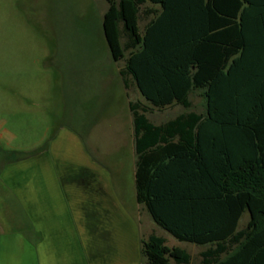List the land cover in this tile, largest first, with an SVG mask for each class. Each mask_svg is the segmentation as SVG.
I'll list each match as a JSON object with an SVG mask.
<instances>
[{
	"label": "rangeland",
	"instance_id": "374dc122",
	"mask_svg": "<svg viewBox=\"0 0 264 264\" xmlns=\"http://www.w3.org/2000/svg\"><path fill=\"white\" fill-rule=\"evenodd\" d=\"M107 9V0H0V264H46L47 248L33 245L47 239L50 216L32 196L49 190L64 197L68 238L86 243L87 264H145L151 234L187 250L190 264L209 248L180 242L137 204L129 107L160 125L204 113L205 101L196 92L190 109L148 104L120 75L125 59L112 58Z\"/></svg>",
	"mask_w": 264,
	"mask_h": 264
},
{
	"label": "trees",
	"instance_id": "16d2710c",
	"mask_svg": "<svg viewBox=\"0 0 264 264\" xmlns=\"http://www.w3.org/2000/svg\"><path fill=\"white\" fill-rule=\"evenodd\" d=\"M107 2L102 24L112 58L125 59L120 75L146 102L190 109L196 92L205 101L204 113L160 125L130 104L138 203L180 242L208 246L202 264H264V0ZM181 144L194 145V167L162 157L167 146L185 152ZM142 254L145 264L192 261L155 234Z\"/></svg>",
	"mask_w": 264,
	"mask_h": 264
},
{
	"label": "crops",
	"instance_id": "0c3cea01",
	"mask_svg": "<svg viewBox=\"0 0 264 264\" xmlns=\"http://www.w3.org/2000/svg\"><path fill=\"white\" fill-rule=\"evenodd\" d=\"M177 141H178V139L174 140L175 143H177ZM182 147L185 148V152H182V151L177 152L174 149L175 147L167 146L169 151L167 152V154L162 155V157L165 156L168 159L169 158L176 159L175 156H177V157L179 156L182 158L183 161L189 162L191 164V166L194 167V145L189 146V145H182L181 144L180 148H182ZM135 171H136V169H135ZM48 184L49 183L47 181V185ZM56 194L57 193L49 190L47 192H44V194H42L40 196L41 198L35 197V195L32 196L33 201H36L37 204L40 203L43 206H45V211H43L45 213L42 214L41 217H43V215L45 217L50 216V218H48V221L46 222L47 223L46 231L48 232L47 233V239L46 240H38V242L35 243L33 246L35 248H40L41 250L43 248H47L46 264H87L86 250H85L86 243L84 241L78 240L76 238L75 239L68 238L69 235L66 231L69 232V230H70L69 225L71 224L70 223L71 222L70 221L71 211L68 207L65 206L64 197L62 198L61 194L58 195L59 197H55ZM114 197L116 199L115 195H114ZM61 200H63V201L60 203ZM136 202L138 205L142 206L146 210L147 214L150 215V213L148 212L146 207L144 205L138 203L137 196H136ZM84 212H85V210H84ZM244 215H246V214H244ZM38 217H40V215H38ZM150 217H151V215H150ZM39 227L40 226H38L37 229H39ZM239 227H240V224H239ZM40 231H42V230H40ZM51 232H52V234H51ZM160 237H162V236H160ZM163 238H165V237H163ZM184 243H187V242H184ZM166 244H167V239H166ZM14 245H16V244H14ZM170 248H174V247H170ZM179 248H181V247H179Z\"/></svg>",
	"mask_w": 264,
	"mask_h": 264
}]
</instances>
